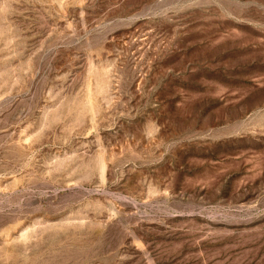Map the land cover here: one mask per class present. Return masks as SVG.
<instances>
[{"label":"rangeland","instance_id":"374dc122","mask_svg":"<svg viewBox=\"0 0 264 264\" xmlns=\"http://www.w3.org/2000/svg\"><path fill=\"white\" fill-rule=\"evenodd\" d=\"M0 264H264V0H0Z\"/></svg>","mask_w":264,"mask_h":264}]
</instances>
